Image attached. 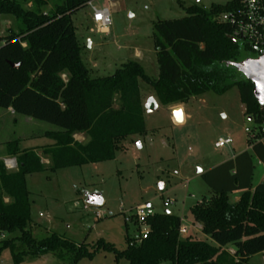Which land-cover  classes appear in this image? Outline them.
Here are the masks:
<instances>
[{"label": "trees", "instance_id": "1", "mask_svg": "<svg viewBox=\"0 0 264 264\" xmlns=\"http://www.w3.org/2000/svg\"><path fill=\"white\" fill-rule=\"evenodd\" d=\"M92 1L0 0V14L18 24L0 48V108L56 127L46 133L54 141L43 148L48 165L35 150L21 149L20 139L6 143L7 155L15 157L18 167L9 171L0 161V234H19L0 240V253L9 249L14 264L48 255L78 264L99 252L112 253L115 264L123 259L130 264H249L264 253V182L253 183L256 161L264 166V138L257 134L264 109L253 95V84L229 64L263 53L234 39L232 27L221 21L235 0L209 11L185 7V17L154 24L157 79L147 76L139 62H128L107 77L92 76L73 23V16ZM141 82L168 107L239 88L244 114L253 123V136L247 134L249 150L202 173L212 197L191 207L193 221L215 245L193 235L182 238V219L169 212L147 219L145 240L130 236L126 224L124 250L104 239L92 244L57 234L36 239L28 176L113 161L125 140L146 136ZM77 134L86 135L87 141L77 142ZM233 193H240L236 202L230 201Z\"/></svg>", "mask_w": 264, "mask_h": 264}, {"label": "rangeland", "instance_id": "2", "mask_svg": "<svg viewBox=\"0 0 264 264\" xmlns=\"http://www.w3.org/2000/svg\"><path fill=\"white\" fill-rule=\"evenodd\" d=\"M232 1L94 0L93 6L97 9L111 11L112 24L109 32H100L91 19V5L73 16L83 62L94 77H107L128 62H139L147 76L157 79L159 66L154 24L185 17V7L197 6L209 11L214 5ZM113 3L116 7H111ZM17 25L12 16H1L0 36H6L9 30L17 31ZM140 90L144 105L151 97L157 104L156 109H145L146 136L125 140L113 161L28 176L32 233L36 239L52 234L77 244L84 241L92 244L104 239L124 250L126 223L120 208L150 205L157 214L169 212L179 216L188 235L215 245L193 221L191 207L212 197L199 170L204 173L228 161L233 153L249 150L247 130L252 129L253 123L244 114L239 88L233 87L223 95L210 92L193 98L185 105L187 117L183 123L175 121L172 109L162 105L144 82L140 83ZM48 129L56 127L29 117L11 115L0 108V155L7 153L6 143L16 139H20L21 148L40 151L48 140L38 135ZM219 138H230L233 144L217 150L215 142ZM263 182L264 167L256 161L253 183ZM94 192L102 194L103 206L90 205V211H85V194ZM229 198L231 202L236 201L233 194ZM167 200L173 202L169 208L164 207ZM97 209L106 217L97 219L94 215ZM128 232L132 237L138 235L133 226L128 227ZM18 234H0V240L14 239ZM0 264H14L9 249L0 253ZM24 264H71V260L48 255L29 259ZM78 264H115V260L112 253L99 252L92 260L83 259ZM120 264L130 263L123 259ZM249 264H264V253L253 256Z\"/></svg>", "mask_w": 264, "mask_h": 264}, {"label": "built area", "instance_id": "3", "mask_svg": "<svg viewBox=\"0 0 264 264\" xmlns=\"http://www.w3.org/2000/svg\"><path fill=\"white\" fill-rule=\"evenodd\" d=\"M234 3H236V6L222 14L221 21L232 27L234 39L244 43L256 52L264 53V0H235ZM88 5H91L93 8V23L100 32L107 33L112 24L111 11L109 9H97L93 6V1ZM1 16L0 14V19ZM4 37L0 36V48L6 44ZM262 108L264 109V107ZM247 131L248 133H252L253 136L251 129ZM258 133L264 138V116L263 123L259 130H257ZM232 144L233 142L230 138H219L215 142V148L221 150ZM3 162L9 171H14L18 167L15 158H7ZM172 203L167 200L164 202V207L169 208ZM84 210L90 211V205L86 204ZM120 213L124 215L125 223L128 226H133L137 229L140 241L148 237L150 226L147 223V219L155 214L150 205L130 207L129 209L121 207ZM94 215L97 219L106 217V214L99 209L94 211ZM180 235H188L187 229L181 226Z\"/></svg>", "mask_w": 264, "mask_h": 264}, {"label": "water", "instance_id": "4", "mask_svg": "<svg viewBox=\"0 0 264 264\" xmlns=\"http://www.w3.org/2000/svg\"><path fill=\"white\" fill-rule=\"evenodd\" d=\"M229 65L234 66L247 80L253 84V95L261 107H264V53L258 58H249L240 63H231ZM18 68L19 66H13ZM153 107L157 108L156 100L154 98H149L145 104V109L151 111ZM183 112L180 107H176L173 110V116L176 122L182 123ZM252 119L249 118V121ZM201 173V170H199ZM86 203L94 206H103L104 200L102 194L99 192L86 193Z\"/></svg>", "mask_w": 264, "mask_h": 264}, {"label": "crops", "instance_id": "5", "mask_svg": "<svg viewBox=\"0 0 264 264\" xmlns=\"http://www.w3.org/2000/svg\"><path fill=\"white\" fill-rule=\"evenodd\" d=\"M111 7H116V4L115 3H113V4H111ZM91 19H92V17H91ZM95 25V24H94ZM108 32H109V30H108ZM89 44L91 45V42L89 41ZM180 106V108L182 109V112H183V116H184V121L186 120V112H185V105H179ZM182 106V107H181ZM176 107H178V106H173V107H170L171 109H172V111L176 108ZM11 115H13V113H14V111L12 110V109H9V110H7ZM15 114V113H14ZM16 115V114H15ZM176 121V120H175ZM183 121V122H184ZM182 122V123H183ZM52 131H56V129H48V130H45V131H42V132H40L39 133V135L38 136H40L41 138H45L46 140H48V142L47 143H45V145L43 146V147H41L40 148V151H38V149L36 148V149H34V148H28V149H23V148H21V149H23V150H35L37 153H38V155L40 156V158H41V160H42V163L43 164H46V165H48L49 163H50V160H49V157L48 156H46V155H44L43 154V148H50L51 146H53L54 145V141L53 140H51L50 138H48V137H46V133H48V132H52ZM74 139L77 141V142H80V143H84V142H86L87 141V136L86 135H84V134H77V135H75L74 136ZM248 151V150H247ZM7 152V151H6ZM41 153V154H40ZM243 153V152H242ZM239 154H241V153H233L232 154V156H231V158L229 159V160H231V159H234L237 155H239ZM7 158H15V157H10V156H8L7 155V153H5V154H2V155H0V161H3V160H5V159H7ZM228 160V161H229ZM226 162V161H225ZM224 163V162H223ZM260 165H262L260 162H258ZM220 164H222V163H219L218 165H216V167L217 166H219ZM263 166V165H262ZM264 167V166H263ZM213 168H215V167H213ZM212 168V169H213ZM212 169H209V170H212ZM208 170V171H209ZM207 172V171H206ZM205 173V172H204ZM202 174V172L200 173V175ZM28 186V185H27ZM233 195H234V197L236 198L235 200L236 201H238L239 200V197H240V193H233ZM235 201V202H236ZM199 228H200V226H199ZM201 229V228H200Z\"/></svg>", "mask_w": 264, "mask_h": 264}, {"label": "bare ground", "instance_id": "6", "mask_svg": "<svg viewBox=\"0 0 264 264\" xmlns=\"http://www.w3.org/2000/svg\"><path fill=\"white\" fill-rule=\"evenodd\" d=\"M183 116V115H182ZM184 121V116H183V120H182V122Z\"/></svg>", "mask_w": 264, "mask_h": 264}]
</instances>
